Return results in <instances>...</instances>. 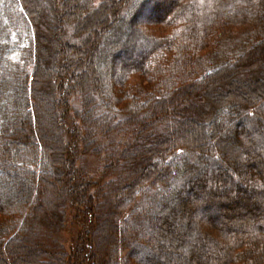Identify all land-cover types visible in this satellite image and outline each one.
Wrapping results in <instances>:
<instances>
[{
    "label": "trees",
    "instance_id": "1",
    "mask_svg": "<svg viewBox=\"0 0 264 264\" xmlns=\"http://www.w3.org/2000/svg\"><path fill=\"white\" fill-rule=\"evenodd\" d=\"M47 4L44 21L32 0H0V264H20V255L39 264H162L161 256L166 264H264V88H249L250 100L232 93L225 108L194 97L225 70L241 87L264 76V0H173L159 14L152 0ZM106 20L132 21L139 35L121 49L117 30L107 35L114 56L137 53L117 70L110 53L105 67L95 55L98 72L87 81L81 60L75 68L70 56L48 55L57 43L94 54L89 36L102 35ZM44 79L58 129L48 148L30 133ZM191 121L200 133L173 147L170 127ZM151 148L153 162H132ZM99 153L110 173L92 191L76 163ZM57 174L63 195L51 182ZM50 190L56 206L47 218ZM41 232L44 243L23 250ZM157 239L170 250L148 252Z\"/></svg>",
    "mask_w": 264,
    "mask_h": 264
},
{
    "label": "rangeland",
    "instance_id": "2",
    "mask_svg": "<svg viewBox=\"0 0 264 264\" xmlns=\"http://www.w3.org/2000/svg\"><path fill=\"white\" fill-rule=\"evenodd\" d=\"M32 1L35 4V11H37V9H38L41 12L40 19L44 20V21H49V19L51 18V15L48 13V12H50V10L48 8L49 5L47 4L48 0H32ZM171 1H173V0H152V2H154L155 4L157 2H159V3L161 2L160 7L159 6L155 7V8H158L156 10V13L159 14L160 12L165 10L166 7H167V4H169ZM28 10H29V12H31L30 9H28ZM112 13H114V11H112ZM155 16H157V15L155 14ZM60 21H62V20H60ZM55 22H56V20H55ZM107 23L108 22L106 20V23H104V27H103L104 32L101 33L102 35L96 36L94 40H92L93 38L91 36H89V41L92 42V45L90 46L92 48H90L89 51L91 49H93L94 54L91 55V54H88V52H83L81 50H79V51H71L69 48L64 50V49H62L63 47L60 44L57 43L55 47H53V45L50 46V48H49V50L47 52L48 55L54 56L55 58H57L59 60H63V61H64L65 56H70L71 58H73V60H72L73 62L71 63V65L69 67L73 66V67L76 68V65L77 66L80 65V66H85V68H87V70H89L88 73H85V78L87 79V81H88V75L92 74V76H93L96 72H98V70L94 69V68H99L98 64H99L100 61H98L97 63H96V61H94V56L95 55H96V58L99 59V60L103 58L104 67L107 66V59H108V54L109 53L111 54V56L113 57L114 60L117 59V61L115 60V62H116L115 64H117L118 61L123 60L125 55L126 56L129 55L132 58H134V56L137 55V53L134 51V49L129 54H128V52H126L124 55H120L119 54V55L114 56L113 49H104V47L108 44V41L106 40L107 35L113 34L114 29L117 30V32L119 33V40L118 41H120L121 44H118V45H119L120 49L123 46H126V44H128V43L134 44V47H135L136 44L138 42H140L139 35L136 34V31H135L136 24H134V22H132V21L127 23L126 20H124V21L115 20L109 26L107 25ZM55 32L56 31L54 30V33ZM103 45H105V46H103ZM111 47H113V46L111 45ZM58 48H60L61 51H58ZM247 51H245L244 53H246ZM71 53H72V55H71ZM86 55L89 56V57L91 56L90 57L91 58L90 63H88ZM79 60H81V62L78 65L77 61H79ZM259 60H260L259 57H257L255 59L256 62H258ZM87 63L90 64V66H88ZM228 65H230V64H228ZM43 66H44V69L42 68V70L45 73L48 74L47 78L49 79V81H51L50 82L51 85H53L52 84V80L56 77V75L52 71V68L50 70L49 62H46V59L43 62ZM118 66H119V64H117L116 67L112 66V68H114V70H117L116 68ZM90 67H91V69L93 71L90 70ZM227 67H230V66H227ZM257 69L258 68L254 67L251 70L250 73L253 74L254 72H257ZM99 71H101L102 73L104 72V70L101 67H100ZM50 73H53V74H50ZM220 74H222V75H220L219 77H214L213 81L211 82V89L208 90V89L200 88L202 90V92H200L199 94L195 95L194 97L197 98V99H202L200 97H203V99L206 98V101H208L211 97H213V98L215 97V98L218 99L219 102H221L222 107L225 108L226 107V103L231 101L230 96H231L232 93H239L240 96L242 95L243 99L250 100L251 98H250L249 88L250 89H253V88L254 89H258V86L259 87L262 86L264 88V76L262 74L254 75L251 78L252 80L247 78V80H249V83H248V85L246 87H241L237 83L238 81L236 80V78L229 75V71L228 70H225V71L221 72ZM45 81H46V79H44V80H42L40 82H37V85H39L40 88L43 90V96L45 97V99H44L45 100V105L44 104L43 105H40V104L38 105L39 108L36 109L37 110L36 111V123H35L34 126L31 125L30 133L33 136H39L40 139L42 140V143H43L44 147L48 148V147L51 146V144L55 145V142H56L55 140L58 137V135H57L58 129H57L56 125H54V123H52L50 118H49L50 117L49 111H50V109L54 110L55 102H54V98L52 96H50L49 93H48V86L46 85ZM222 82L224 83L225 86L222 89H219L218 86ZM56 83H57V80H56ZM253 84H254V86H253ZM201 86H203V85H201ZM49 88H50V86H49ZM54 88H55V85H53V87L51 88V92L52 91L54 92ZM194 94H196V93H194ZM194 94H189L188 97H192V95H194ZM189 101L190 100H188V102ZM40 116L42 117L43 121H41ZM180 116H183V114L180 115ZM189 122H187V125H185V124L184 125H177V126L173 125V127H170V134L173 135L172 137H174L173 138V142H172V146L173 147H175L176 145H178L180 143H185V144L190 145V143H191L190 142V135L193 136L194 134L198 135L200 133V131L198 130V127L196 125L197 124L196 121H191L192 122L191 124ZM22 124L24 126L23 128H24L25 133H26V130L28 129L27 128L28 126L26 125V123H24V120H23ZM157 129H159V127L154 128V131H158ZM180 129H186L187 133H185L183 135L180 134ZM176 132L178 133V136H176L177 135ZM26 134H28V133H26ZM144 141H146V139H144L142 142H144ZM100 154L101 153H99L97 156H95V155L94 156L87 155L83 160H81V162L79 161V162L76 163L77 170H79L81 168V171L85 175V178H84L85 180L84 181L87 182L92 187V191L99 190L98 188H100V186H102V184L105 183V181L107 180V178L109 176L107 173H110V172L105 173V171L103 169V166H104L106 158L104 157L103 154L102 155H100ZM149 156H151V157L149 158ZM152 156H153V149L151 148L150 150H148L146 152L140 153L139 154V159H137V157L135 156L132 159V162L136 163V161H138L139 163L137 164V166L142 167L143 166V160L148 162V164L153 162L152 161V158H153ZM143 168L145 169V171H147V169H148L147 167H143ZM57 170H58V168L54 169L55 172ZM22 182L24 184V183H26V180H22ZM51 182H52L54 190H57V191L61 192L62 183L60 181L59 174H57L55 176L52 175L51 176ZM14 187L16 188L17 184ZM118 191H119L118 193L121 192L120 188L118 189ZM62 193L63 192H61V194ZM50 195L51 196L48 197V198H51L54 195L52 190H50ZM47 196H49V195H47ZM94 197H95V200L98 201L97 197L96 196H94ZM49 200H51V202H52V198L49 199ZM50 206L48 205L47 208L43 210V213H44V215L47 218L51 215V212H52V209L50 210V208H54L56 205H55L54 202H52V205H50ZM101 221H103V220H101ZM104 221H105V226L104 227L102 226L103 227L102 234L105 235L104 239L105 240L107 239V241H109V239H110L109 237H111V234H112L111 233L112 229L111 228H107V226H109V222H112V219H106ZM169 226H170L169 227L170 232L174 234V231L171 228L172 224L171 225L169 224ZM92 229H93V227L90 226V230L91 231H92ZM117 232L118 231H115L114 236L115 235L118 236ZM90 234H91V232H90ZM67 237H65V238H67ZM23 243H24V244H22L23 250H31V249H33V247L35 245L43 244L44 243V232L39 233L38 235L35 236V238L26 239V241H24ZM145 248L147 249L148 252H152V253H158V251L161 248H163L165 251H169L170 250V246H167L166 242H164V241L161 242L158 239L155 242H151V241L148 242L146 244ZM86 252H88V251H86ZM97 253L98 254H95V255H97L95 258L100 256V252L98 251ZM46 257L48 258L49 256H46ZM162 258H164V257L161 256L160 262L162 264H166L165 263L166 262V257L164 259H162ZM19 262H20V264H39L36 260L35 261L34 260H29L24 255H20Z\"/></svg>",
    "mask_w": 264,
    "mask_h": 264
}]
</instances>
